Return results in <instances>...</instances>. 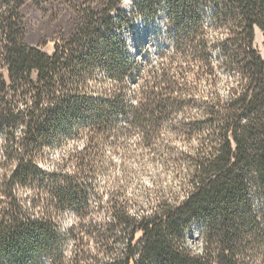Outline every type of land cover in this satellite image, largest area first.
<instances>
[{
    "label": "trees",
    "instance_id": "1",
    "mask_svg": "<svg viewBox=\"0 0 264 264\" xmlns=\"http://www.w3.org/2000/svg\"><path fill=\"white\" fill-rule=\"evenodd\" d=\"M95 1L102 12L77 13L75 31L56 36L48 54L26 42L24 11L75 0H0V264H264V58L255 46L264 0H165L173 44L144 63L110 32L131 24L121 0ZM158 2L135 1L134 16L154 17ZM95 66L105 74L97 95L85 85ZM220 68L230 80L223 94ZM69 140L83 145L43 167L46 149ZM113 155L121 176L96 198L94 179ZM131 162L171 169L179 189L156 175L142 204L127 198ZM67 211L74 219L62 228Z\"/></svg>",
    "mask_w": 264,
    "mask_h": 264
},
{
    "label": "rangeland",
    "instance_id": "2",
    "mask_svg": "<svg viewBox=\"0 0 264 264\" xmlns=\"http://www.w3.org/2000/svg\"><path fill=\"white\" fill-rule=\"evenodd\" d=\"M135 1L137 0H121L117 9L119 12L127 15L128 22L131 24L113 26L110 30L112 34H119L122 43H124L128 55L135 56L137 62L144 63L146 58L150 55H155L159 49L169 48L173 44L172 34L174 32V26L170 23V15L166 7L165 0H159L157 3L156 14L152 18H147L144 16H134ZM95 0H75L74 6H63V8H53L43 5L39 8L29 6L25 11L24 15L28 24H30L29 33L26 36V42L31 46L39 45L42 50L48 54H52L54 51L55 38L58 35L70 36L77 27V13L84 10H88L92 7L95 11L102 12L101 1ZM204 19L207 23L212 21V16L214 13V4L208 3L202 9ZM111 18L115 19L117 14L115 12L111 13ZM100 31L104 30L102 21L98 24ZM255 46L259 50L260 54L264 58V31L260 29L255 30ZM218 62H221V55L216 52L214 55ZM4 77H7V72L5 69L1 70ZM93 80L86 81L85 85H88L92 92L97 95V90L102 89V81L105 80V74L101 67L95 66L92 70ZM131 87L135 84L132 83V79H128ZM229 72L219 69L218 76V92L220 94L225 93L227 85H229ZM208 85L205 82L200 83L199 99H202L204 95L208 92ZM194 112L196 110L194 109ZM79 125H83V122H78ZM21 128L16 130L19 133ZM1 140V133H0ZM83 145V140H69L66 146H51L46 149L45 156L42 162L43 167L51 166L60 155H62L65 149H69L71 146L76 148H81ZM180 145V146H179ZM178 147H181L179 144ZM1 154V151H0ZM108 154V153H107ZM122 155L112 156V167L109 169L108 174H102L100 171L94 179L93 186L95 191L99 193L100 197L102 195V187L108 181L109 178H118L121 176V167L119 166L121 162ZM148 155H146V158ZM130 179L128 180L126 187V197H138L140 204H142L143 199L137 195H140L144 191L151 187L153 179L156 175H161L162 180L160 186L162 188L171 187L174 191L179 189V185L173 180V174L171 169H163L160 166L146 164L144 166H138L136 163L131 162L129 164ZM94 191V192H95ZM100 201L93 200L92 207L95 209ZM256 206L260 205V200H256ZM92 208V211H93ZM97 211L94 210L93 213ZM99 214V215H98ZM95 214L98 221L105 219L102 215V211ZM74 219L73 212L67 211L60 219L61 227H69ZM201 224L195 222L192 226L190 232L187 233L188 240L194 248L195 242H197L199 237ZM197 247V246H196ZM72 248L71 243L66 244V251H70Z\"/></svg>",
    "mask_w": 264,
    "mask_h": 264
}]
</instances>
